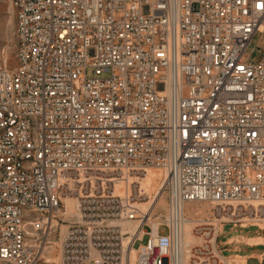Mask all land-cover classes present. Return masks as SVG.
Returning a JSON list of instances; mask_svg holds the SVG:
<instances>
[{"label": "built area", "instance_id": "built-area-1", "mask_svg": "<svg viewBox=\"0 0 264 264\" xmlns=\"http://www.w3.org/2000/svg\"><path fill=\"white\" fill-rule=\"evenodd\" d=\"M9 2L0 264H240L215 229L264 214V52L248 53L264 0ZM149 170L166 174L157 222L141 207ZM203 204L213 218L195 245L185 213Z\"/></svg>", "mask_w": 264, "mask_h": 264}, {"label": "rangeland", "instance_id": "rangeland-1", "mask_svg": "<svg viewBox=\"0 0 264 264\" xmlns=\"http://www.w3.org/2000/svg\"><path fill=\"white\" fill-rule=\"evenodd\" d=\"M15 26V15L11 9L9 0H0V69L7 68L8 70H12L17 66V42L15 37ZM255 46H260V48H262V51L264 52V35H258L254 38L253 44L249 48L248 53H250ZM255 57L258 58V55L255 54ZM87 76L88 78H93V72L89 70ZM152 171L160 172L157 170ZM164 203L165 205H167L166 194L164 195ZM193 208H195L194 210L198 208H204L206 217H203L201 221L212 222V219H210L213 215L211 205H189L187 207V210ZM165 212L166 208L162 205H159L156 208L155 213L157 216H160ZM200 219L201 218H199V220ZM256 220L257 222L244 223L243 227H240V225H238L236 229L231 225L226 226L223 229V232L222 234H220V238L218 240V245L219 250L224 251L225 257L233 258V256H248V259L244 262L245 264H259L257 256L260 255L264 257V246H252L247 241L242 240H240V242L238 243H233L231 246L222 245L223 241L225 242L227 241V239L235 236L243 239L257 237L264 238V222H262V220H264V214L258 215ZM160 233L166 234V229L161 228ZM57 239L59 240L58 237ZM253 254L254 256H252Z\"/></svg>", "mask_w": 264, "mask_h": 264}, {"label": "bare ground", "instance_id": "bare-ground-1", "mask_svg": "<svg viewBox=\"0 0 264 264\" xmlns=\"http://www.w3.org/2000/svg\"><path fill=\"white\" fill-rule=\"evenodd\" d=\"M161 173L149 170L145 179L142 182V187L145 190V192L148 194V196L150 197V202L148 204H143L141 207L143 208V210L147 211L149 209V206H151V204H152V209L148 213V216L150 217L149 222H157L158 219L161 218L162 215L157 216L155 213L156 208L159 205L164 206L167 210V205H165V203H164V192L161 190L162 186L165 182V179H166V174H165V172H161ZM203 205H205V204H203ZM194 209L195 208L189 209L185 213L186 216L188 217V220H189L188 225H187L186 230H185V240L196 245V244L200 243V239L198 237H194L192 235V230L195 227L203 225V222H205V221H201V220L203 219V217H206V214L204 212V208L203 209L198 208L196 210H194ZM60 214H63V211H60ZM64 214L67 216L69 222L74 223L76 221V201L74 199H69L66 201V212ZM199 218H201V219L199 220ZM212 218H213V216L210 219H212ZM248 221L249 222H257L256 219L248 220ZM262 222H264V220H262ZM129 226L130 227H136L137 223H130ZM67 227H68L67 225H61V233L62 234L66 231ZM155 227H156V224H155ZM215 230H216V234L219 235L223 232V227L222 226H216ZM144 240H145V237L142 233L139 236L138 241H136V242H142ZM240 240L247 241L252 246L264 245V238H262V237L249 238V239H243L240 237H232L229 239L228 244H233L235 242L238 243V242H240ZM58 246H59V242L58 241L54 242L52 252L47 258V260L51 263H56L59 260V257L55 254V250ZM247 259L248 258L244 257V256H233V258L228 257L229 261L237 262L240 264H245L244 262ZM257 259H258L259 264L263 263V257L262 256L258 255Z\"/></svg>", "mask_w": 264, "mask_h": 264}, {"label": "crops", "instance_id": "crops-1", "mask_svg": "<svg viewBox=\"0 0 264 264\" xmlns=\"http://www.w3.org/2000/svg\"><path fill=\"white\" fill-rule=\"evenodd\" d=\"M236 237V236H235ZM238 237V236H237ZM230 239V238H229ZM229 239H227V241H223L222 242V245H224V246H231L232 244H228V241H229ZM260 246H264V245H260ZM252 256H254V254L252 255ZM246 257V256H245ZM248 257V256H247ZM263 257V256H262ZM262 264H264V257H263V263Z\"/></svg>", "mask_w": 264, "mask_h": 264}]
</instances>
